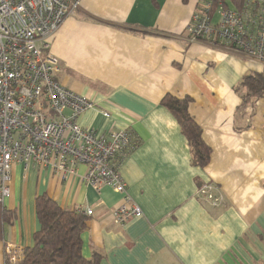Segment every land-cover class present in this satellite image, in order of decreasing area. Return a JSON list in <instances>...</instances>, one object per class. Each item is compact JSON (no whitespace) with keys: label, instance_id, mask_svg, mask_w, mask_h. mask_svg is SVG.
Masks as SVG:
<instances>
[{"label":"crops","instance_id":"obj_1","mask_svg":"<svg viewBox=\"0 0 264 264\" xmlns=\"http://www.w3.org/2000/svg\"><path fill=\"white\" fill-rule=\"evenodd\" d=\"M199 3L79 0L47 39L61 66L57 80L94 102L78 122L127 129L137 140L119 173L142 215L117 224L122 194L87 185L83 165L68 174L14 163L3 204L16 219L3 227L0 264L6 243L32 245L40 194L63 208L92 209L81 252L99 253L98 264H264V95L246 97L241 85L264 74V61L221 38L192 40ZM166 94L190 97L188 113L210 151L205 166L192 162L178 121L161 105ZM207 181L223 194L221 206L197 195Z\"/></svg>","mask_w":264,"mask_h":264},{"label":"built area","instance_id":"obj_2","mask_svg":"<svg viewBox=\"0 0 264 264\" xmlns=\"http://www.w3.org/2000/svg\"><path fill=\"white\" fill-rule=\"evenodd\" d=\"M214 1L202 0L194 11L188 26L191 39L221 38L264 61V0H240L238 8L230 9L218 2L213 10ZM78 4L79 0H0V201L10 196L14 163L68 174L83 165L81 178L87 185L96 190L108 185L122 194L113 218L124 225L142 215L119 173L122 159L137 140L127 129L102 132L78 122L94 102L57 80L61 66L47 49V39L75 14ZM102 114L110 117L108 112ZM196 193L213 207L224 203L212 182H204ZM83 213L90 215L92 209ZM24 249L6 243L3 264L19 263Z\"/></svg>","mask_w":264,"mask_h":264},{"label":"trees","instance_id":"obj_3","mask_svg":"<svg viewBox=\"0 0 264 264\" xmlns=\"http://www.w3.org/2000/svg\"><path fill=\"white\" fill-rule=\"evenodd\" d=\"M201 1L196 10L200 8ZM232 3L235 0H230ZM240 4V0H236ZM222 2L229 7L227 0H215L213 10ZM237 4V3H235ZM246 87V97L264 95V74L252 73L241 80ZM190 97H175L166 94L161 99L178 121L191 150V160L195 165L205 166L209 160V148L201 138V129L188 113ZM133 140L136 139L133 136ZM138 143V142H137ZM35 214L39 228L33 233V243L24 249L22 260L17 264H98L99 253L93 252L84 257L81 252V234L87 229V215L79 208H63L46 194L35 198ZM16 219L15 210L0 201V239L5 224L11 225Z\"/></svg>","mask_w":264,"mask_h":264},{"label":"rangeland","instance_id":"obj_4","mask_svg":"<svg viewBox=\"0 0 264 264\" xmlns=\"http://www.w3.org/2000/svg\"><path fill=\"white\" fill-rule=\"evenodd\" d=\"M227 2H228V5H229V9L232 8V7H235V8L239 7V4H238V2L236 0L233 1V3L230 0H227ZM235 3H237V4H235ZM218 19H219V15L215 14L214 18H213V21L216 22V21H218Z\"/></svg>","mask_w":264,"mask_h":264}]
</instances>
